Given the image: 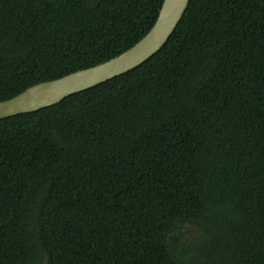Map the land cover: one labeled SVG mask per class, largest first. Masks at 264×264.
<instances>
[{"label":"trees","instance_id":"16d2710c","mask_svg":"<svg viewBox=\"0 0 264 264\" xmlns=\"http://www.w3.org/2000/svg\"><path fill=\"white\" fill-rule=\"evenodd\" d=\"M163 2L0 0V101L120 55ZM0 264H264V0H190L138 67L0 118Z\"/></svg>","mask_w":264,"mask_h":264},{"label":"water","instance_id":"95a60500","mask_svg":"<svg viewBox=\"0 0 264 264\" xmlns=\"http://www.w3.org/2000/svg\"><path fill=\"white\" fill-rule=\"evenodd\" d=\"M189 2L190 0H164L155 24L134 46L106 62L58 79L40 82L13 98L0 101V118L56 105L72 94L138 67L163 48L185 14Z\"/></svg>","mask_w":264,"mask_h":264},{"label":"rangeland","instance_id":"374dc122","mask_svg":"<svg viewBox=\"0 0 264 264\" xmlns=\"http://www.w3.org/2000/svg\"><path fill=\"white\" fill-rule=\"evenodd\" d=\"M187 235H188V242H189V241L192 240L193 237L196 235V232L194 231V232H191V233H189V234H187Z\"/></svg>","mask_w":264,"mask_h":264}]
</instances>
